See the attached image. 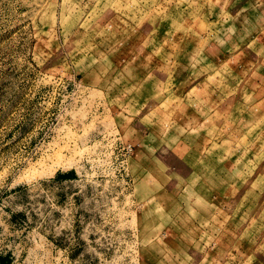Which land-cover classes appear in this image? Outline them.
Returning a JSON list of instances; mask_svg holds the SVG:
<instances>
[{
    "label": "rangeland",
    "instance_id": "1",
    "mask_svg": "<svg viewBox=\"0 0 264 264\" xmlns=\"http://www.w3.org/2000/svg\"><path fill=\"white\" fill-rule=\"evenodd\" d=\"M0 264H264V0H0Z\"/></svg>",
    "mask_w": 264,
    "mask_h": 264
}]
</instances>
